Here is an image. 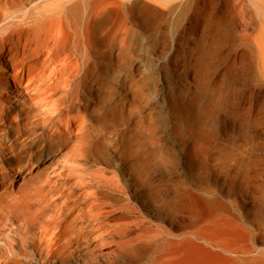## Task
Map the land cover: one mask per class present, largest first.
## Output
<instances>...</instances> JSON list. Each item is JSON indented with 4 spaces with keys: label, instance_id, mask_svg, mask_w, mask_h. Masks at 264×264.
Listing matches in <instances>:
<instances>
[{
    "label": "bare ground",
    "instance_id": "bare-ground-1",
    "mask_svg": "<svg viewBox=\"0 0 264 264\" xmlns=\"http://www.w3.org/2000/svg\"><path fill=\"white\" fill-rule=\"evenodd\" d=\"M129 1L0 0V264H264L261 155L163 181L142 126L114 135Z\"/></svg>",
    "mask_w": 264,
    "mask_h": 264
},
{
    "label": "rangeland",
    "instance_id": "rangeland-1",
    "mask_svg": "<svg viewBox=\"0 0 264 264\" xmlns=\"http://www.w3.org/2000/svg\"><path fill=\"white\" fill-rule=\"evenodd\" d=\"M124 16L129 43L118 49L115 68L126 100L114 135L142 126L145 150L158 146L170 173L163 181H199L196 173L215 164L223 147L264 158V126L255 125L264 124L256 53L264 44V2L130 0Z\"/></svg>",
    "mask_w": 264,
    "mask_h": 264
}]
</instances>
